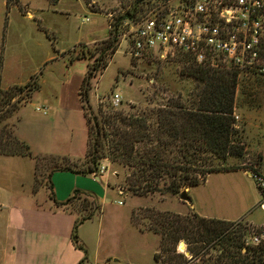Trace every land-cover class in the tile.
I'll return each instance as SVG.
<instances>
[{"label":"rangeland","instance_id":"374dc122","mask_svg":"<svg viewBox=\"0 0 264 264\" xmlns=\"http://www.w3.org/2000/svg\"><path fill=\"white\" fill-rule=\"evenodd\" d=\"M172 4L173 1L166 0H18L16 5L9 6L6 0H0V90L23 86L33 79L37 89L30 98L45 99L49 104L44 108L45 115L27 103L20 104L13 116L5 119L8 109H5V100L0 94V140L6 139L10 124L21 119L25 112L33 118H51L55 127L63 132L62 138H69L73 155L80 153L81 144L77 141L80 130L77 126L83 124L82 115L72 105H60L57 89L67 79L70 81L74 76H85L89 66L96 61V70L88 82L87 104L90 112L100 118L115 111L138 114L175 100L188 105L190 92L196 87V82L186 76V70L191 66L189 60L182 59L180 55L165 60L152 57L133 59L123 53V44L118 46V42L113 53L104 50L107 25L113 18L133 9L136 17L153 10L159 14ZM82 53L85 56L77 58ZM102 53L104 57L99 60ZM113 94L120 98L117 106L111 103ZM17 98H13L12 102ZM74 101L75 98L71 100ZM35 103L40 106L39 102ZM233 117L241 155L238 158L229 157L224 162L214 160L215 166L239 167L243 172L264 175V76L241 74L237 77ZM111 127L105 129L111 131ZM84 163L85 156L76 162L45 157L34 171V186L37 188L45 183L50 168L70 167L79 171L84 168ZM102 164L107 165L112 186L121 185L126 168L106 159L100 160L99 166ZM23 172V166L17 161L0 157V194L17 192L20 189L19 176ZM182 191L187 193L188 188ZM131 197L124 201L120 211L112 210L113 215H117L106 217L111 228L116 227V219L132 204L139 205L132 211L137 213L135 218L140 221L139 225L134 222L135 225L143 230L149 227L148 221L143 219L148 214L147 209L156 213L191 216L192 211L178 203L182 201L178 196L154 193ZM188 197L195 212L201 215L224 217L231 221L244 219L240 223L245 224L248 231L256 226L247 222L264 225V211L259 208L264 201L254 180L242 174L241 170L208 174L203 183L190 189ZM89 208L87 200H80L73 206L79 211L87 210L81 217L89 213ZM117 236L120 241H127L121 232ZM155 236L158 238V250L160 239ZM180 242L185 244L182 240L178 242L177 253L184 250ZM127 247L129 249L125 253L128 255L125 256L133 258L135 264H153L151 251L143 249L139 241H129ZM208 254L212 256L214 252L210 250ZM178 262V259L172 260V263Z\"/></svg>","mask_w":264,"mask_h":264},{"label":"trees","instance_id":"16d2710c","mask_svg":"<svg viewBox=\"0 0 264 264\" xmlns=\"http://www.w3.org/2000/svg\"><path fill=\"white\" fill-rule=\"evenodd\" d=\"M17 3L18 0H6L9 6ZM134 18L133 9L113 18L112 26L116 28L122 20ZM116 47L117 40L113 37L107 39L104 50L113 53ZM84 56L82 53L77 58ZM103 57V53L99 54V60ZM182 59L190 61L186 76L196 82L194 91L190 92L188 105L175 100L171 104L138 114L115 111L101 118L90 112L87 104L88 82L96 70L97 61L89 66L78 92L87 125L85 163L78 173L97 174L100 160L106 159L109 163L126 168L124 180L117 186L121 195L146 196L159 193L179 197L184 188L200 185L210 173L242 170L239 167L225 168L214 164V160L224 162L229 157L238 158L241 155L242 148L233 117L238 73L233 68L197 65L185 55ZM36 87L35 80L30 79L23 86L0 90L5 100V109H8L5 119L12 117L20 104L29 101ZM16 96L18 98L12 102ZM15 123L13 120L10 124L6 139L0 140V156L29 157L34 161L35 171L43 158L32 156L28 147L16 138ZM110 126H113L111 131L105 129ZM57 170L74 171L70 167H53L46 178ZM49 189L50 197L54 200L50 186ZM70 200L61 205H66ZM186 200L190 202L187 193ZM146 211L148 214L143 219L148 221V229L143 230L135 225L140 223L135 218L136 212L131 211L130 221L139 231H150L159 236V249L153 254L155 264H264V245L245 244L248 230L245 224L240 223L242 220L227 222L205 219L194 212L188 218L156 213L150 209ZM89 216L86 214L73 225L71 241L75 248L81 249L76 229ZM181 240L185 242L189 259L183 253L176 252V246ZM210 250L214 255L208 254ZM163 254H166L164 258ZM204 256L207 258L204 259ZM174 259L180 262L172 263Z\"/></svg>","mask_w":264,"mask_h":264},{"label":"crops","instance_id":"0c3cea01","mask_svg":"<svg viewBox=\"0 0 264 264\" xmlns=\"http://www.w3.org/2000/svg\"><path fill=\"white\" fill-rule=\"evenodd\" d=\"M83 77L84 75H80L74 76L70 81L67 79L57 89L60 105H72L82 115L83 124L77 126L80 130L77 138L81 144L80 153L73 155L69 138H62L63 132L55 127L51 118H33L23 112L22 118L15 123L14 134L28 147L32 156L67 159L69 162L84 158L87 150V125L78 94ZM73 98L75 101L71 102ZM26 105L34 109L49 107L47 100H37L35 96ZM0 157L13 159L24 169L23 175L19 176L20 189L15 193L0 194V264H135L133 258L125 256L128 255L125 253L129 249L128 242L134 240L139 241L147 252L151 251L152 256L157 252L158 238L149 232L139 231L130 221V213L138 204L125 208L119 219H116L115 228L108 225L106 217L117 215H113L112 210L120 211L124 201L132 199L131 196L121 195V190L112 186L108 174H82L76 168L70 169L77 173L57 170L52 171L48 178L45 177V183L36 188L34 161L31 158ZM241 172L251 177L249 173ZM49 186L54 200L50 197ZM190 189L187 191L188 196ZM70 198L66 205H61ZM80 200L89 201L91 208L89 218L76 229L77 241L81 246L78 249L72 244L71 233L74 223L87 211L73 209L74 204ZM178 203L201 218L232 222L224 217L201 215L195 212L192 202ZM247 223L256 227L263 226ZM119 232L126 237V242L119 240ZM183 246L184 250L180 253L189 259L184 243Z\"/></svg>","mask_w":264,"mask_h":264},{"label":"built area","instance_id":"2783aa9c","mask_svg":"<svg viewBox=\"0 0 264 264\" xmlns=\"http://www.w3.org/2000/svg\"><path fill=\"white\" fill-rule=\"evenodd\" d=\"M166 1L173 4L159 14L153 10L125 19L116 28L109 21L107 39L115 37L133 59L185 55L200 66L233 68L238 76H264V0ZM111 103H120L117 94ZM35 110L45 115L44 109ZM247 172L264 201V175ZM97 174H108L107 165H100ZM259 208L264 211L263 202ZM244 242L264 245V225L249 230Z\"/></svg>","mask_w":264,"mask_h":264},{"label":"water","instance_id":"95a60500","mask_svg":"<svg viewBox=\"0 0 264 264\" xmlns=\"http://www.w3.org/2000/svg\"><path fill=\"white\" fill-rule=\"evenodd\" d=\"M247 173H248V172H247ZM179 199L182 200L183 202H187V203H188V201L186 200V193H185V192H182V193L180 194ZM180 245L183 246V242H180ZM183 248H184V246H183ZM185 254H187V253L185 252Z\"/></svg>","mask_w":264,"mask_h":264}]
</instances>
